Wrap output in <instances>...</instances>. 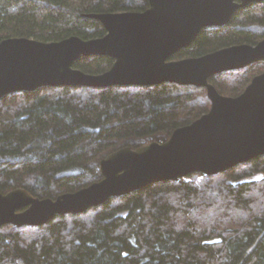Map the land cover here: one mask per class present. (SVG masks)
<instances>
[{
    "label": "trees",
    "instance_id": "obj_1",
    "mask_svg": "<svg viewBox=\"0 0 264 264\" xmlns=\"http://www.w3.org/2000/svg\"><path fill=\"white\" fill-rule=\"evenodd\" d=\"M148 7L149 0H0V42L98 38L104 26L84 14ZM263 38L264 2H253L226 25L204 28L171 59ZM112 64L108 56L91 55L74 66L98 74ZM263 71L259 61L210 81L221 94L235 96ZM210 107L205 88L176 83L8 94L0 98V190L22 187L39 198L75 192L102 179L100 161L108 154L164 143ZM73 166L83 174L56 177ZM0 264H264V155L215 175L151 183L42 226L4 225Z\"/></svg>",
    "mask_w": 264,
    "mask_h": 264
},
{
    "label": "water",
    "instance_id": "obj_2",
    "mask_svg": "<svg viewBox=\"0 0 264 264\" xmlns=\"http://www.w3.org/2000/svg\"><path fill=\"white\" fill-rule=\"evenodd\" d=\"M264 0H149L144 11L88 13L101 22L102 37L72 35L44 42L24 36L0 42V98L42 87L153 86L176 83L205 88L210 110L174 130L164 143L124 146L100 161L102 179L56 198H39L25 188L0 190V228L42 226L57 216L79 214L145 186L177 181L191 173L215 175L264 155V71L238 95L221 94L210 78L264 61V38L202 56L173 60L206 27L224 26L247 4ZM103 55L111 68L88 73L74 66L82 57ZM73 166L57 178L78 177ZM21 259V258H20Z\"/></svg>",
    "mask_w": 264,
    "mask_h": 264
},
{
    "label": "rangeland",
    "instance_id": "obj_3",
    "mask_svg": "<svg viewBox=\"0 0 264 264\" xmlns=\"http://www.w3.org/2000/svg\"><path fill=\"white\" fill-rule=\"evenodd\" d=\"M260 177H261L260 175H256L253 178L255 179V178H260Z\"/></svg>",
    "mask_w": 264,
    "mask_h": 264
}]
</instances>
